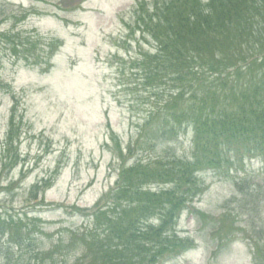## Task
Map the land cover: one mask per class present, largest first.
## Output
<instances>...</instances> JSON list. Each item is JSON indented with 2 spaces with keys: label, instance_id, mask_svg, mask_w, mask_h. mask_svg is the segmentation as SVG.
Segmentation results:
<instances>
[{
  "label": "rangeland",
  "instance_id": "obj_1",
  "mask_svg": "<svg viewBox=\"0 0 264 264\" xmlns=\"http://www.w3.org/2000/svg\"><path fill=\"white\" fill-rule=\"evenodd\" d=\"M152 3L0 0V227L10 225L0 233V264H88L82 234L96 222L77 212L92 211L116 186L123 160L158 170L162 160L192 159L191 133L153 142L148 127L139 137L157 98L132 68L154 51L130 32ZM34 30L64 43L50 73L17 64L2 37ZM230 157L198 173L199 196L171 229L192 249L160 264H264V162Z\"/></svg>",
  "mask_w": 264,
  "mask_h": 264
},
{
  "label": "trees",
  "instance_id": "obj_2",
  "mask_svg": "<svg viewBox=\"0 0 264 264\" xmlns=\"http://www.w3.org/2000/svg\"><path fill=\"white\" fill-rule=\"evenodd\" d=\"M138 14L130 35H140L154 53H143L132 70L157 98L139 137L148 127L153 142L191 132L193 157L167 164L161 159L158 170L141 168L140 161L127 168L123 160L116 187L92 211H76L96 222L91 233L82 234L88 264H159L189 250L188 240L170 232L199 196L198 173L222 168L233 153L264 159V103H258L264 88V0H153ZM11 33L2 37L17 64L51 70L61 42L35 30L26 37ZM152 184L175 186L152 193ZM108 206L111 217L104 211ZM153 216L160 225L146 226ZM7 227L3 223L0 233Z\"/></svg>",
  "mask_w": 264,
  "mask_h": 264
}]
</instances>
